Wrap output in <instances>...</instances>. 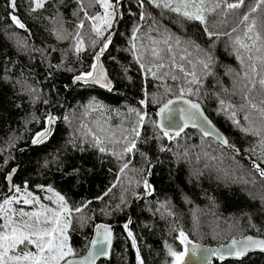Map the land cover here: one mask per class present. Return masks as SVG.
I'll return each instance as SVG.
<instances>
[{
  "label": "trees",
  "instance_id": "obj_1",
  "mask_svg": "<svg viewBox=\"0 0 264 264\" xmlns=\"http://www.w3.org/2000/svg\"><path fill=\"white\" fill-rule=\"evenodd\" d=\"M157 2L160 6L149 0H111L112 25L97 21L105 28L98 38L93 21L85 19V12L89 17L104 14L97 0H45L35 11L33 0H16L15 11L9 0H0V203L10 200L4 209L11 211L18 196L19 209L31 212L27 210L36 205L24 203L23 187L50 188L62 196L70 210L63 217L69 218L68 246L74 257L85 254L98 223L114 226L111 258L99 264H137V252L144 264H172L168 247L183 251L181 231L189 241L210 247L245 236L264 238V179L257 171V166L264 170V132L254 134L261 121L249 104L260 106L264 92L245 79L248 72L259 80V63L233 45L235 36L243 35L239 19L256 0H245L228 14L227 25L212 29L231 32L237 27L231 38L211 40L199 22L165 8L163 0ZM220 13L218 8L208 16L210 27L224 19ZM11 15L25 27L13 24ZM251 16L264 19V5ZM81 21L84 27L78 28ZM77 32L83 40L79 52ZM169 33L181 40L179 45L169 41L171 53L164 43L153 44ZM109 36L99 61L113 80L111 90L86 83L72 86L77 76L92 71ZM189 39L212 56L207 69L198 62L206 59L203 52L184 43ZM153 47L164 49L163 60L152 55ZM237 50L244 65L236 58ZM160 63L165 66H154ZM251 63H257V74L250 72ZM180 66L195 71L196 83H189L192 76ZM181 89L202 106L238 155L197 131L187 130L171 141L158 131L156 111L180 96ZM137 113L144 116L142 124ZM45 128L50 132L47 139L33 144ZM133 128L139 129V137ZM133 140L136 147L124 152ZM145 181L150 189H145ZM212 264H264V253Z\"/></svg>",
  "mask_w": 264,
  "mask_h": 264
},
{
  "label": "snow or ice",
  "instance_id": "obj_2",
  "mask_svg": "<svg viewBox=\"0 0 264 264\" xmlns=\"http://www.w3.org/2000/svg\"><path fill=\"white\" fill-rule=\"evenodd\" d=\"M10 6L13 11L16 9V0H9ZM97 2L104 9V14L95 15L89 17L85 12V19H90L93 21L92 23V31L99 38L103 36V31L105 30L103 26L110 28L112 25V18L114 16V8L115 5L111 3V0H97ZM119 0H117V3ZM150 3L155 4L156 6H160L157 0H149ZM245 0H163V6L165 8H169L172 12H175L177 15L182 16L186 20L189 21H197L199 24L204 26V33L211 40L212 37H216L219 39L221 36L232 37V33L237 32V27H233L231 32H223V31H215L212 30L215 27L220 25H227L229 21L227 20V16L230 12H233L237 9H240L244 5ZM35 4V8L32 10L35 11L38 8L44 6L45 0H33ZM264 5V0H256L255 6L251 7L250 12L247 14H243L239 19L238 23L240 25H244L243 35H236L233 39V45L238 46V49H243L247 54V59L249 61H257L259 63V80H255L254 78H250L248 72L245 73V79L248 80L249 84H252L255 87L256 83L260 85V89L264 92V19H260L258 17H252L251 13H256L261 6ZM223 6V7H221ZM221 9V15L224 19L214 22L211 27L209 26L208 16L215 13L217 9ZM83 10V9H81ZM143 19V16L141 17ZM11 20L13 24H15L18 28L23 29L25 26L21 23V21L17 18L16 15H11ZM100 21L101 25H98L96 22ZM78 28H83L84 23H81L77 26ZM175 39V44L179 45L181 40L173 36L169 33L167 37L163 41H153L154 45H158L159 43H164L167 45V51L169 53L172 52V45L169 41ZM111 37L106 38V42L103 44L100 53H98L95 57L96 61H99L100 55L103 54V51L108 47V42H110ZM246 41H251V43H246ZM95 43V41H93ZM185 44L192 45L195 47L197 52H203L204 57L206 59H201L198 62L203 65L205 69L209 67L212 62V56L208 52H204L203 49L200 48L198 44H196L195 40L189 39L184 42ZM83 40L80 36V33H76V51L79 52L82 50ZM133 49L135 50V45H133ZM164 49H160L158 47H153L151 49V53L157 59L163 60V57L160 55ZM187 51V49H185ZM191 53H189L190 55ZM236 58L240 61L241 65H244V57L237 50ZM141 59L140 56H137V62ZM173 62L175 57H172ZM181 59H184L182 56ZM157 68H163L165 65L163 63L154 65ZM143 68L144 65L141 64ZM100 69L97 71V69ZM248 68L251 73L257 74V63H251L248 65ZM92 71L82 74L81 76H77L75 79L77 81L83 80L85 83H88L91 80L92 83L100 84L102 87H107L111 90V83L107 80V78L103 75L102 67L98 64L92 65ZM151 72V68L148 69ZM180 71L185 72V69L180 66ZM155 75V73H153ZM185 75H191L192 80L189 83H196V73L195 71L188 73L185 72ZM176 79L175 76L172 77ZM249 92L252 91V88L247 89ZM184 89H181L179 99H182L184 96ZM188 94H192V90L188 89ZM245 100H248V96L244 97ZM144 101H141L143 104ZM175 103V101L169 100L164 103L157 112V116L161 117V121L155 123V127L158 128L165 137L173 138L174 136H178L180 132L188 127L190 124L192 126L196 125V121L198 118L203 116V113L200 111V105L197 103H193L187 99H183V104L187 105V108H179L174 109L171 106ZM223 101H221V105L223 106ZM250 107L259 113L261 127L256 129L254 134L260 136L262 132H264V100H261L260 106L255 103L249 101ZM228 107H231L229 105ZM130 111H135L134 109H130ZM139 116V121L142 124L144 121V116L140 113H137ZM178 115V118L182 123H180L173 130V125L176 124L175 117ZM234 115V113H233ZM245 119H249L248 116ZM54 118H49L48 123L51 124ZM164 120H168V126H165ZM253 123H255L253 121ZM243 131H248L247 129H242ZM132 131L135 133L137 137H139V129L133 128ZM50 132L48 128H45L43 131L38 132L36 136L33 138V144H41L43 143ZM207 134V133H206ZM95 138V137H94ZM97 145L102 144V141L99 138H95ZM127 137H125V141H127ZM118 142V141H117ZM221 142L227 144L226 140L221 139ZM260 146L262 150H264V137H262ZM136 147L135 141H131L127 143V146L124 148V152H131ZM163 150V149H161ZM100 151L104 152L105 148L100 147ZM127 167V164L124 165V168ZM123 171V168L121 169ZM257 171L262 179H264V170H260L257 166ZM11 179V177H9ZM145 189H150V185L147 181L144 182ZM19 191V189H17ZM47 191H52L50 188ZM150 194V192H149ZM27 196H31V193H27ZM32 201H36L38 198L32 197L31 200L25 198L24 203H31ZM57 203L60 207L61 211H55L53 209L44 208L43 206L42 212H33V213H23L20 215L28 216L29 220H33L34 222H16L13 221L11 217H5V223L0 225V228H3V231H0V264H61L63 261L64 264H93L94 255H104V248L100 247L97 249V246H110L111 244V232L106 226H97V238L91 241L92 247L89 249L88 255L81 259H66V257H74L75 253L73 249L68 246L67 240L68 237L66 235L68 221L63 220V212L68 211L70 215V210L67 209V206L64 204V198L62 196L57 195L56 200L53 201ZM5 204H10V200H5ZM3 205H0V209H3ZM76 211H80V209H76ZM51 213V217L47 216L46 213ZM43 215V221H41L40 217ZM51 224L52 227H41V224ZM127 230V224L124 226ZM129 237H132V233H128ZM180 241L181 244L188 245L191 242L187 239L185 233L183 231L180 232ZM133 246L135 247V240L133 239ZM23 246V249L21 248ZM28 246H32L35 248V251L25 250ZM229 252L228 255H235L237 258L244 256L247 252L252 249H259L264 252V240L254 239L253 237H245L241 241L232 240L231 244L228 246ZM93 249H96V252H93ZM191 255L195 256L198 251V246L192 245ZM168 253L173 258L172 264H185L186 257L189 254V249L185 247V250L182 252L174 251L170 246L168 247ZM213 254L220 255V250H215ZM223 259V255L220 257ZM137 264H144L143 260L140 258L139 252H137Z\"/></svg>",
  "mask_w": 264,
  "mask_h": 264
},
{
  "label": "water",
  "instance_id": "obj_3",
  "mask_svg": "<svg viewBox=\"0 0 264 264\" xmlns=\"http://www.w3.org/2000/svg\"><path fill=\"white\" fill-rule=\"evenodd\" d=\"M95 64H98L99 66L102 67L103 75L111 83V88H112L113 80L111 79L110 75L108 74L107 69L103 65L100 64V61H96ZM99 70L100 69L98 68L97 71H99ZM78 83L84 84L85 82L83 80H79V81L74 80L72 86H74V85H76ZM86 84H90V85L94 86L95 88H97L99 90H102V91H108L109 90L107 87H102L100 84L92 83L91 80H89V82L86 83ZM179 97L180 96L172 97V98L167 100V101H169V100L175 101V103L171 106L172 108H174V109L187 108V105L183 104V99H187V100H189V101H191L193 103H197V102H194V101L190 100L189 98H187L185 96H183L182 99H179ZM167 101H165L164 103H166ZM197 104H199V103H197ZM159 108H158V110L155 113L156 123L161 121V117L157 116V112L159 111ZM200 111L203 113V116L201 118L197 119L196 125L192 126L190 124L188 127L184 128L180 132V134L178 136H174L173 138L180 137L187 130L197 131L204 139L213 140L217 144H219L220 146H222V147L228 149L229 151L234 152L236 155H238V152L236 150H234L232 147L229 146L228 141H227L225 135L222 133V131L218 127H216L215 124L211 121V119L206 115V113L203 110L201 105H200ZM175 120H176V124L172 126L173 130L180 123H182V121L179 120L178 115L175 117ZM163 122H164L165 126H168V120H164ZM52 123H51V125H52ZM158 131L160 133H162L159 129H158ZM173 138H169V141H171ZM221 139L226 140L227 144L222 143ZM10 191L11 190H9V192ZM100 225L106 226L110 230V232H111V244H110V246H107V245H104V246L98 245L97 246V249H99L100 247H103L104 248V252L106 254L98 255V256L94 255L93 264H99L101 261L109 260L111 258L112 248H113V244H114L115 227L111 226V225L103 224V223H98L93 228V235H92L91 241L93 239L97 238V226H100ZM245 237H249V236H245ZM245 237L240 238V239H235V240L241 241ZM251 237H253L254 239L264 240V238H261V237H254V236H251ZM91 241H90L88 249H87V251L85 252L84 255H82L80 257H70V258H67V259H81V258L86 257L88 255L89 249L92 247ZM190 242L191 243L188 244V245H184L183 244V251L185 250V247H187L189 249V254L186 257L185 264H212L214 260H218V261H241L244 258H246L249 254H254V253L263 254L264 253V252L260 251L259 249H252L249 252H247L244 256H242L240 258H237L235 255H228L227 254L229 252V250H230L228 246L231 244L232 241H230V242H228V243H226L224 245L217 246V247H210V246H206V245H203V244H200V243H195V242H192V241H190ZM192 245L198 246V251H197L195 256L191 255V251L190 250L192 248ZM215 250H220V255L213 254L215 252ZM93 252L95 253L96 249H93ZM221 255H223V259L220 258ZM61 264H64V262H62Z\"/></svg>",
  "mask_w": 264,
  "mask_h": 264
},
{
  "label": "rangeland",
  "instance_id": "obj_4",
  "mask_svg": "<svg viewBox=\"0 0 264 264\" xmlns=\"http://www.w3.org/2000/svg\"><path fill=\"white\" fill-rule=\"evenodd\" d=\"M104 11V9H103ZM17 187H14L13 190H16ZM18 193V191H17ZM20 193H23V195H26L27 193H31V196H27L25 198L31 200L32 197H36L38 198V203L36 201H32L35 205H36V208H30L28 209L27 211H31V212H26L25 210H21L19 209V207L17 206V203L19 202L18 201V196H15L14 197V200L16 203H13L15 204L16 208L15 209H12L10 211V209H4L6 208V206H8V204H5V203H0V205H3V209H0V212H1V216H2V222L0 223V225H3L5 223V217L8 216V217H11L13 221H16V222H29V223H32L34 222V218L33 220H29V217L28 216H21L20 213L23 212V213H33V212H42L43 209L41 206H43L44 208H49V209H53L55 211H61L60 207L58 206L57 203H54L53 201L56 200V193H54L53 191H47V189H37V188H34V189H31V190H26L25 187L22 188V191H20ZM24 198V199H25ZM12 203V202H11ZM7 212L4 213V212ZM64 213H68V211H65L63 212L62 216H64ZM47 216L51 217V213H46ZM43 215L40 217L41 221H43ZM63 220L64 221H68L69 218H68V215L63 217ZM53 225L51 224H41V227H52ZM67 229H68V226H67ZM0 231H3V228H0ZM66 235H67V231H66ZM67 244H68V240H67ZM25 250H30V251H35V248L32 247V246H28L27 249ZM68 257H66L67 259Z\"/></svg>",
  "mask_w": 264,
  "mask_h": 264
}]
</instances>
